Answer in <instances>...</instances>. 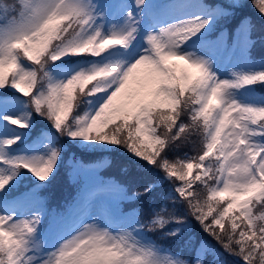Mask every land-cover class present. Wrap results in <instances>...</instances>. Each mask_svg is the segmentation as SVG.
<instances>
[{
  "label": "snow or ice",
  "instance_id": "1",
  "mask_svg": "<svg viewBox=\"0 0 264 264\" xmlns=\"http://www.w3.org/2000/svg\"><path fill=\"white\" fill-rule=\"evenodd\" d=\"M259 41L264 0H0V264H264Z\"/></svg>",
  "mask_w": 264,
  "mask_h": 264
},
{
  "label": "trees",
  "instance_id": "2",
  "mask_svg": "<svg viewBox=\"0 0 264 264\" xmlns=\"http://www.w3.org/2000/svg\"><path fill=\"white\" fill-rule=\"evenodd\" d=\"M250 12H255L254 9H249ZM236 21L235 20H221L220 23H223V25L226 23L227 25H230L231 23L234 24ZM254 54L256 56H264V41H259L258 45L254 51ZM260 91L264 92V89H259ZM189 153L190 155H194V150L193 146L191 144L185 145L180 151L179 155H183V153ZM76 153L78 156L79 153ZM75 155V154H74ZM102 157H107L109 161H115L114 166H107L104 168L103 173L105 175H111L113 177H119L120 176V166L123 164H126L130 157L129 154H127L124 150L117 151L112 154H90L85 157V159H90V160H99ZM68 160V159H66ZM62 174H58L57 179L49 186H47L44 189H41V193L47 194V196L50 198V200H57V205H56V210L59 212H65L66 211V203L67 199L60 197V193H62ZM144 204L148 203V201L142 202ZM122 207L125 208L126 210H130L131 207L128 202H124L122 204ZM194 237L200 238L203 236V233L200 232L199 228L197 227L192 233ZM186 237H183L179 240H174L170 242L165 243V247H171V249L180 252V253H185L187 249V243H186Z\"/></svg>",
  "mask_w": 264,
  "mask_h": 264
},
{
  "label": "rangeland",
  "instance_id": "3",
  "mask_svg": "<svg viewBox=\"0 0 264 264\" xmlns=\"http://www.w3.org/2000/svg\"><path fill=\"white\" fill-rule=\"evenodd\" d=\"M256 59V62L257 63H260V62H264V58H255ZM233 70V65H226L224 68H223V74L225 75V76H228V75H230V73H231V71ZM261 96H264V95H261V94H259V93H256V97L258 98V97H261ZM73 151H70V153H72ZM105 162H106V160H102V161H100V162H96L95 163V168H96V170L98 171V169L100 168V167H102L104 164H105Z\"/></svg>",
  "mask_w": 264,
  "mask_h": 264
}]
</instances>
